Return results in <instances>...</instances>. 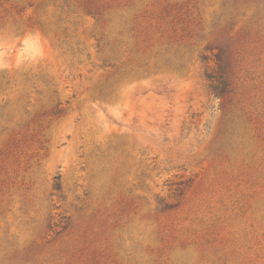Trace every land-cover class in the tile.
Returning <instances> with one entry per match:
<instances>
[{"label":"rangeland","instance_id":"obj_1","mask_svg":"<svg viewBox=\"0 0 264 264\" xmlns=\"http://www.w3.org/2000/svg\"><path fill=\"white\" fill-rule=\"evenodd\" d=\"M0 264H264V0H0Z\"/></svg>","mask_w":264,"mask_h":264},{"label":"trees","instance_id":"obj_2","mask_svg":"<svg viewBox=\"0 0 264 264\" xmlns=\"http://www.w3.org/2000/svg\"><path fill=\"white\" fill-rule=\"evenodd\" d=\"M217 71H211L206 74V79L210 82L211 93L219 98L223 99L231 94V82L227 77L228 67H225L223 56L218 54L216 56ZM56 189L60 190L61 186L57 179Z\"/></svg>","mask_w":264,"mask_h":264}]
</instances>
